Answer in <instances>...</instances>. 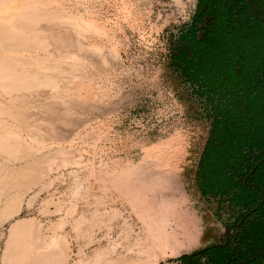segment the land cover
I'll return each instance as SVG.
<instances>
[{"label": "rangeland", "instance_id": "1", "mask_svg": "<svg viewBox=\"0 0 264 264\" xmlns=\"http://www.w3.org/2000/svg\"><path fill=\"white\" fill-rule=\"evenodd\" d=\"M1 1L51 16L34 34L45 49L0 54L33 60L19 77L52 85L0 91V132L13 133L5 151L23 153L0 152V181L18 169L33 178L0 189V264L5 238L35 245L39 222L60 235L55 264H191L225 246L230 225L259 206L244 184L264 160V80L227 64L235 45L225 30L193 41L198 0ZM194 60L229 66L241 81L185 70ZM245 81L258 97H245Z\"/></svg>", "mask_w": 264, "mask_h": 264}, {"label": "flooded vegetation", "instance_id": "2", "mask_svg": "<svg viewBox=\"0 0 264 264\" xmlns=\"http://www.w3.org/2000/svg\"><path fill=\"white\" fill-rule=\"evenodd\" d=\"M247 4H250L251 7H253L254 12H252ZM256 6L257 0H198L195 12L193 14V27L196 29V32L192 33V37L193 41L195 42L196 38L199 39L198 33H202L200 40L203 41L209 35H221L225 30L226 34L231 40V44L233 41L234 43L232 45H235V47L232 46L233 48L229 46L228 56L226 57L230 62H227V64L229 65L230 63H234V61L241 63L242 70L248 74V77H250V72L255 68L256 70H259L258 73L264 80V47H262L261 42L259 41L260 39H251L250 37L251 33L253 35L258 34V32L261 33L260 31L256 30L261 29L263 26L262 23H264V19L256 11ZM250 13H253V15L256 17V20L258 18H262V21L258 23L256 21V24L252 26L248 21L250 18ZM251 28H255V30L252 31ZM235 48H239L240 50H238V52H242V55L244 56L242 61H238V54L235 56ZM208 61L204 62L207 63ZM197 62L201 63L202 61ZM217 67L218 68H216L215 74L213 76L214 79L219 71L221 73L228 71L232 77L229 78L228 82H225V84H227L226 86L229 84H235L236 82H234V80L236 79L241 81V73H239L237 70L234 72L229 66L227 69H224V67L220 68V65ZM192 71L195 72V70ZM251 80H253V78H249V81ZM242 87V89L245 90V93L247 91L245 97L251 96L250 98H253L255 96H259L251 90V86L247 83V81H245V84H243ZM254 94L255 96H253ZM263 94L264 93L262 92L260 95ZM263 161L261 160V163ZM254 174L255 172L250 175L248 174V179L244 184V187L260 196L258 202L259 206L252 211L249 210L244 212V214L241 216V219L238 217L239 220H237L235 224L230 225L228 222L230 226H235V231L230 234L231 236L229 235L225 246L220 247L223 250H219L220 248H217L212 251L206 250L205 252L203 251L202 253H197L190 260L191 264H245V262L239 258L246 253L249 256L252 255L251 243L254 242V239L258 238V232L260 231L259 224L264 222V212H262L263 214L256 212L264 201V189L259 183L255 182L253 177ZM252 229L254 233L250 234ZM240 245L241 247L238 249ZM255 250L256 248L253 251ZM218 254L222 258H220L221 261L219 258H216Z\"/></svg>", "mask_w": 264, "mask_h": 264}, {"label": "bare ground", "instance_id": "3", "mask_svg": "<svg viewBox=\"0 0 264 264\" xmlns=\"http://www.w3.org/2000/svg\"><path fill=\"white\" fill-rule=\"evenodd\" d=\"M18 6L19 4L17 3V1H14V3H12L10 6L4 8L2 1L0 0V49L1 47H4L5 49L15 48L17 50L28 51H37L42 48L45 49L44 43L39 39H36L34 34L42 30L39 22L46 18L50 19L51 16L46 12L43 13L31 7L20 8ZM31 62L34 61L26 60L25 58L16 57L14 55L3 56L0 54V91L10 94L18 93L23 90H32L33 88H37L40 86H51V82L47 79H38L35 76L31 78L19 77L21 73L19 65H21L22 63L26 64ZM11 66L12 68L10 70ZM10 98L12 99V101H15L18 97H16L15 95L13 96L12 94ZM36 105L37 104L26 103L25 106L24 104L22 106H39ZM10 136H13V133L7 134L5 131L0 132V152L10 154L13 157L23 156V153L20 150L18 151L17 149L12 153L5 151L8 148L12 147V145L4 143V141L9 140ZM16 137L18 136L16 135ZM25 170L27 171L28 169ZM30 170L32 171L34 169L31 167ZM28 172L30 173L29 170ZM32 182V177L30 178L28 174H23L20 169H18V172L15 171L12 175V178H10L9 180H5V178L1 179L0 189H6L8 187V184H11V186L13 187H20L23 185L30 186ZM35 236L37 238H42L39 235ZM38 243L40 244L41 242ZM10 261V259H4L3 264H8L10 263Z\"/></svg>", "mask_w": 264, "mask_h": 264}, {"label": "trees", "instance_id": "4", "mask_svg": "<svg viewBox=\"0 0 264 264\" xmlns=\"http://www.w3.org/2000/svg\"><path fill=\"white\" fill-rule=\"evenodd\" d=\"M248 7L254 12L253 7H251L250 4H247ZM256 11L261 15V17L264 19V0H257V6H256ZM261 18V19H262ZM261 19H257V23L261 22ZM262 26V25H260ZM251 39H260L259 41L261 42L262 47H264V34L263 33H258L253 35L251 33ZM264 49V48H263ZM198 60L194 61H185L183 63V66L185 67L184 69L189 71V70H195L196 73L200 75H204L208 77V75H214L216 68H218L215 64L214 61H208L207 63L202 61L201 63L197 62ZM177 67V65H176ZM217 124H223L226 125L228 128V136L231 134V122L229 120L223 121L222 119L217 120ZM255 182L259 183L262 188L264 189V161L259 165V167L256 169L255 174L253 175ZM256 212H259V214H263L264 212V201L260 205V207L257 209ZM260 231L258 232V238L254 239L251 243L252 246V255L249 256L247 253L242 255L239 259L243 260L245 264H264V223L259 224ZM254 233L253 230L250 231V234ZM241 245L238 247L240 249ZM256 248L255 251H253ZM219 250H223L220 248ZM187 257L182 258V260H186ZM224 259V258H223Z\"/></svg>", "mask_w": 264, "mask_h": 264}, {"label": "crops", "instance_id": "5", "mask_svg": "<svg viewBox=\"0 0 264 264\" xmlns=\"http://www.w3.org/2000/svg\"><path fill=\"white\" fill-rule=\"evenodd\" d=\"M40 183L41 181L39 182V184ZM32 221H36V220H32ZM44 228H45L44 225L41 224L40 222L39 224H37L35 235H39L40 237L44 235L47 238H36L35 245L31 243L30 240L31 238H5L6 245L3 255H5L4 258L5 260L6 259L11 260L10 263L8 264H55L52 239L54 236H60V235L58 234V232L54 236L53 235L50 236L49 234L47 235L45 233ZM208 241L209 238H203V237L197 238L196 247H205ZM38 242L41 243L39 244ZM15 243L20 244L18 248L14 245ZM190 246L188 245L187 248H189ZM17 249L20 253V257L18 258V260H16L17 262H15V258L13 257V255L15 254V252H17ZM67 261L63 262L62 264H65Z\"/></svg>", "mask_w": 264, "mask_h": 264}]
</instances>
